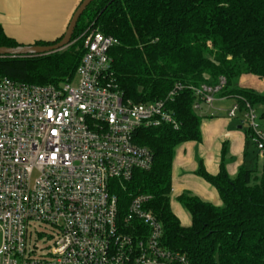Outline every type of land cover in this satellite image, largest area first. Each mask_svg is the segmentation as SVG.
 Segmentation results:
<instances>
[{
    "label": "built area",
    "instance_id": "obj_1",
    "mask_svg": "<svg viewBox=\"0 0 264 264\" xmlns=\"http://www.w3.org/2000/svg\"><path fill=\"white\" fill-rule=\"evenodd\" d=\"M77 41L83 55L70 81L21 83L0 73V264H191L162 243V223L146 209L151 196H134L122 212L112 182L152 167L153 152L135 133L163 123L179 128L170 109L176 92L192 90L198 111L215 108L226 78L180 83L163 98L135 102L113 77L118 38L91 30L70 45ZM239 113L238 103L228 111ZM245 118L263 155L264 133L249 103ZM42 235L50 241L44 247Z\"/></svg>",
    "mask_w": 264,
    "mask_h": 264
},
{
    "label": "trees",
    "instance_id": "obj_2",
    "mask_svg": "<svg viewBox=\"0 0 264 264\" xmlns=\"http://www.w3.org/2000/svg\"><path fill=\"white\" fill-rule=\"evenodd\" d=\"M99 30L119 44L110 51L113 77L127 99L149 102L165 97L177 84L216 85L226 78L220 97H235L240 112L262 107L264 93L239 87L236 80L254 75L264 82V0H94L80 16L71 41ZM64 35V34H63ZM36 41L34 44H53ZM24 45L0 25V46ZM83 55L77 41L64 50L34 56H0V73L15 81L58 84L70 81ZM192 90L176 92L170 109L180 122L141 127L139 145L153 152L150 169L136 170L128 182L113 180L111 191L125 212L138 194L151 198L146 209L162 223V243L187 256L191 264H264V154L260 174L255 164L260 151L248 128L247 148H256L232 177L226 152L216 175L200 164L197 174L215 187L222 204L215 205L184 192L179 202L189 212L183 226L171 206L175 149L201 141L204 115L195 109Z\"/></svg>",
    "mask_w": 264,
    "mask_h": 264
},
{
    "label": "crops",
    "instance_id": "obj_3",
    "mask_svg": "<svg viewBox=\"0 0 264 264\" xmlns=\"http://www.w3.org/2000/svg\"><path fill=\"white\" fill-rule=\"evenodd\" d=\"M81 1L0 0V25L7 35L23 44L53 41L65 33ZM225 98L217 95L219 102ZM213 109L214 112L207 107L199 111L204 115L201 141L184 142L175 149L171 206L179 219L182 211L178 196L184 192L218 206L222 204L217 189L197 174L201 162L210 174L216 175L220 170L224 149L227 171L234 177L240 167L254 155L251 153V146L247 148V134L242 122L228 115L230 108L225 109L219 105ZM259 158L262 159L261 154L256 161Z\"/></svg>",
    "mask_w": 264,
    "mask_h": 264
},
{
    "label": "rangeland",
    "instance_id": "obj_4",
    "mask_svg": "<svg viewBox=\"0 0 264 264\" xmlns=\"http://www.w3.org/2000/svg\"><path fill=\"white\" fill-rule=\"evenodd\" d=\"M79 37V36H78ZM34 44V43H32ZM236 85H238L239 87H245V88H250V89H253L259 93H264V82L259 79L258 77L254 76V75H243L241 77H239L237 80H236ZM235 97H226L224 101L222 102H219L217 99L214 101V107H217L219 105H221L223 108H231L232 106H234L236 103H237V100ZM202 111L205 109V107H207L208 109H211L213 112L215 111L213 108L211 107H208L206 104H202ZM262 107L261 106H255L254 107V111H255V114L257 116V121L258 123L260 124V130L264 133V118L261 117V114H262ZM222 114V113H221ZM234 119V118H233ZM238 119L239 121H245L242 123V126L244 128V130H248V123L246 122V118H245V112H240L239 115H238ZM256 148L251 146V153L252 154H256ZM256 164H257V167L259 168L258 171H257V174L259 175L260 174V168L262 166V159L259 158L258 161H256ZM174 206H175V202L173 203ZM181 211H182V215L180 216V219H181V222H182V225H185V226H188L190 223H191V218H190V214L189 212L184 208V206L181 204ZM37 228L42 231V232H47L49 233L50 232V228L48 226H43V227H40L39 225H36ZM39 226V227H38ZM52 232V230H51ZM36 235L34 234L33 237H35ZM38 238V236L36 237ZM39 244L40 246H43L46 245L47 243H50V241H47L46 240V237L45 235H42L39 237ZM45 241V242H44ZM0 242H1V233H0Z\"/></svg>",
    "mask_w": 264,
    "mask_h": 264
},
{
    "label": "water",
    "instance_id": "obj_5",
    "mask_svg": "<svg viewBox=\"0 0 264 264\" xmlns=\"http://www.w3.org/2000/svg\"><path fill=\"white\" fill-rule=\"evenodd\" d=\"M94 0H82L73 13L62 39L53 44H24L17 47L0 46V56H34L59 51L70 45L80 16Z\"/></svg>",
    "mask_w": 264,
    "mask_h": 264
}]
</instances>
